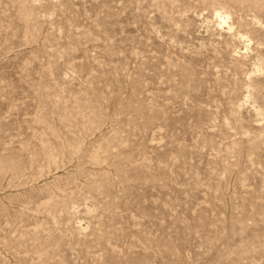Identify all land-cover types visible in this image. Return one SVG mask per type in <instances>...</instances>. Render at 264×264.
<instances>
[{"label":"rangeland","instance_id":"obj_1","mask_svg":"<svg viewBox=\"0 0 264 264\" xmlns=\"http://www.w3.org/2000/svg\"><path fill=\"white\" fill-rule=\"evenodd\" d=\"M0 264H264V0H0Z\"/></svg>","mask_w":264,"mask_h":264}]
</instances>
